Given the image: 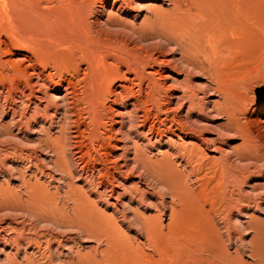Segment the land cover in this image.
Listing matches in <instances>:
<instances>
[{
	"label": "rangeland",
	"instance_id": "rangeland-1",
	"mask_svg": "<svg viewBox=\"0 0 264 264\" xmlns=\"http://www.w3.org/2000/svg\"><path fill=\"white\" fill-rule=\"evenodd\" d=\"M229 1L0 0V264H264V167L231 151L264 153V0ZM189 28L238 136L178 65ZM181 144L205 162L182 204L162 164Z\"/></svg>",
	"mask_w": 264,
	"mask_h": 264
},
{
	"label": "bare ground",
	"instance_id": "bare-ground-1",
	"mask_svg": "<svg viewBox=\"0 0 264 264\" xmlns=\"http://www.w3.org/2000/svg\"><path fill=\"white\" fill-rule=\"evenodd\" d=\"M190 1V4L192 3V0H189ZM229 1V0H228ZM233 1V0H232ZM182 2H185V1H182ZM187 2V1H186ZM230 2V1H229ZM221 4V3H220ZM183 8V7H182ZM190 9V7H187ZM189 9H185L184 7V11L185 10H188L186 12L189 13ZM191 10V9H190ZM192 14V13H191ZM190 14V15H191ZM184 17V15H183ZM205 18V17H204ZM217 19V17L215 18ZM157 21V20H156ZM203 21V20H202ZM106 23H110L108 21H105ZM205 26V25H204ZM207 26V25H206ZM194 29V28H193ZM192 28H189L186 30V32H184V34H181V37H176L175 39V46H177V49L179 50V53L181 54L180 57H179V61H180V65L181 66V69L187 71V72H190L191 70L194 71L193 69H196V71L198 72H201L200 74L204 75V77H206V80L204 81V87H201V92L202 93H206L207 91H209L210 93H214V95L216 94L219 98V101L216 102L214 101L213 105L211 106L210 108V113L212 114L213 112V115L214 117L217 116V117H222L224 118V120L219 123V128H221L223 130V135H226V136H235L237 134H239V130L237 129V127L235 126L237 123L236 121V112L235 110H233V100H231V96L232 95V99H234V96L231 93H228L227 89H225L224 85V79H223V76L222 75V72L220 70V59H218V53L219 51L217 49H213L212 51L208 50V49H203L202 50V53L199 54L196 50H195V39H197V37H194L197 35V33L195 31H192L193 30ZM208 27H206V29L203 30V37H205L207 34H208ZM138 34V33H137ZM193 38V40H192ZM182 40V44H178L179 43V40ZM210 43V42H209ZM220 54V53H219ZM176 68V67H175ZM175 70V69H174ZM232 82V81H231ZM256 83V82H255ZM228 85V83H227ZM225 85V86H227ZM257 85V83H256ZM200 88V87H199ZM232 91V90H231ZM249 91V90H248ZM252 91V90H251ZM230 92V91H229ZM178 96V95H177ZM209 96V95H208ZM179 98V100H178ZM178 98H176L178 100V105L180 107L179 110H175V112L178 114L179 111L182 110L183 108V105H184V99H185V96L182 94L181 96H179ZM188 98H186L187 100ZM177 102V101H176ZM190 102V101H189ZM167 103V102H166ZM175 103V102H174ZM176 104V103H175ZM178 105H177V109H178ZM202 103L199 104V106H201ZM239 105V104H238ZM197 106L196 102H190L189 103V108H192V107H195ZM205 106V105H204ZM202 107V106H201ZM235 107V106H234ZM240 111H243L240 109ZM245 111V110H244ZM243 111V113H244ZM175 113V114H176ZM241 113V114H243ZM179 115V114H178ZM209 115V113H208ZM188 116V113L185 115V118L188 120L189 122V118L187 117ZM238 116V115H237ZM196 117H198L197 119H194V122H198L199 119H200V115H196ZM174 118V117H173ZM172 118V119H173ZM170 119V118H169ZM168 119V120H169ZM175 119V118H174ZM178 123V122H177ZM187 123V122H185ZM189 123H192L191 121ZM172 124V123H171ZM174 124V123H173ZM180 124V123H179ZM178 124V126H179ZM195 124V123H194ZM183 125V124H182ZM181 126V128H183V126ZM190 125V124H189ZM196 125V124H195ZM170 127V126H169ZM239 127V126H238ZM177 130V128L174 129V131ZM179 130V128H178ZM182 130V129H181ZM184 130V128H183ZM173 131V133H174ZM241 132V131H240ZM230 133V134H228ZM241 134V133H240ZM238 136V135H237ZM242 137V136H241ZM231 138V137H230ZM235 138V137H234ZM233 139V138H232ZM208 144V142H207ZM254 145V144H253ZM251 145L250 141L244 137L243 141H242V144L236 148H232V153L234 154L235 158L239 161H242L243 163L246 162V163H249V162H253L257 164V167L260 166V169L264 167V153H258L256 152V148ZM180 148V149H179ZM179 151L177 150V152L175 153L174 152V155L172 157H170V159L166 160V162H163V168L166 167L167 170H168V173H167V177L165 179V181H167L168 183V186H165V188L167 189L168 191V194H170L171 198H173V200L175 199L176 201L180 202L181 204L183 202H189L191 199L188 197L189 196V192L186 191V186H187V183H186V180L185 178H188V176H193L195 179L198 177V175L200 173H202L204 170H205V162L203 161H200L199 164L197 165H191L190 164V157L193 153V151H196L195 150V147L194 146H189L187 144H181L180 147H179ZM178 155V156H177ZM235 159V160H236ZM177 160H179L178 164H177ZM162 161V160H161ZM164 161V160H163ZM160 162V161H159ZM138 163V162H137ZM242 164V163H240ZM251 164V163H250ZM249 164V165H250ZM157 168V167H156ZM148 169V168H147ZM259 169V168H258ZM144 171V170H143ZM146 171V169H145ZM149 171V170H148ZM149 173V172H148ZM151 173V172H150ZM154 173V172H153ZM151 175V174H149ZM154 175V174H153ZM156 175V174H155ZM187 176V177H186ZM151 178V177H150ZM158 178V177H157ZM153 180V179H152ZM157 180V179H155ZM162 181V180H161ZM166 183V182H165ZM239 185V184H238ZM162 186V185H161ZM164 189V190H166ZM190 190V189H188ZM251 190H261L263 193H264V182L262 184H251ZM239 191V190H238ZM254 191V192H255ZM262 194V193H261ZM144 196V195H143ZM256 196V195H255ZM262 196L264 195H261L259 194V198H263ZM257 198V197H256ZM162 199V198H161ZM172 200V199H171ZM42 202V201H41ZM171 202V201H170ZM187 202V203H188ZM173 203V202H171ZM151 204H153L154 208L157 207V203L155 202H151ZM162 204V203H161ZM161 204H160V207H161ZM174 204V203H173ZM176 204V203H175ZM258 204V203H257ZM51 205V204H50ZM49 205V206H50ZM163 205V204H162ZM48 206V207H49ZM159 206V205H158ZM170 206V205H169ZM75 207V206H74ZM172 207V206H171ZM47 208V207H46ZM65 208V207H64ZM157 209V208H156ZM169 209H171L169 207ZM78 210V209H77ZM80 210V209H79ZM50 211V210H49ZM53 211V210H52ZM65 212V211H64ZM63 212V213H64ZM77 212V211H76ZM61 213V212H60ZM66 213V212H65ZM96 213V212H95ZM94 213V214H95ZM19 214V213H18ZM48 214V213H47ZM67 214V213H66ZM35 215V214H33ZM41 215V214H39ZM38 216V215H37ZM55 216V215H53ZM52 216V218H53ZM35 217V216H34ZM41 217V216H40ZM60 217H61V214H60ZM63 217V216H62ZM135 217V216H134ZM133 217V218H134ZM44 218V217H43ZM55 218V217H54ZM53 218V219H54ZM65 218V217H64ZM63 218V219H64ZM62 219V220H63ZM52 220V219H51ZM59 220V219H58ZM90 220V219H89ZM137 220V219H136ZM146 220V218H145ZM143 220L142 218V221L141 219L139 220L140 222H143L145 221ZM157 220V218H156ZM137 221V222H139ZM61 222V221H59ZM65 222V220L63 221V223ZM147 222H148V219H147ZM153 222V221H152ZM133 223V222H132ZM144 223V222H143ZM158 223V222H157ZM60 224V223H58ZM80 224V223H78ZM142 224V223H141ZM146 224V223H145ZM53 225V224H52ZM69 225V224H67ZM71 225V224H70ZM73 225V224H72ZM75 227V225H73ZM144 226V225H143ZM149 226V225H148ZM158 226V225H157ZM68 226H66L67 228ZM81 229H82V226H80ZM160 227V226H159ZM75 228H78L75 227ZM69 229V228H68ZM143 229V228H142ZM147 229V228H146ZM159 229V228H158ZM161 229V227H160ZM84 231V229H83ZM86 231V230H85ZM145 230H143V233H144ZM151 231V229H150ZM153 232H150V233H153L154 234V230H152ZM161 231V230H160ZM156 232V231H155ZM145 233L149 234V229H147L145 231ZM108 234V233H107ZM106 234V235H107ZM152 234V235H153ZM159 234V233H158ZM103 235V234H102ZM151 235V234H150ZM151 235V236H152ZM161 235V234H160ZM91 236V235H90ZM104 236V235H103ZM157 237V236H156ZM152 238V237H151ZM110 242V241H109ZM109 242L106 240V244H109ZM147 242V241H146ZM149 242V241H148ZM147 242V243H148ZM148 245H151L150 243ZM152 249H153V245L151 246ZM137 248V247H136ZM87 262V261H86ZM66 263V262H65Z\"/></svg>",
	"mask_w": 264,
	"mask_h": 264
}]
</instances>
